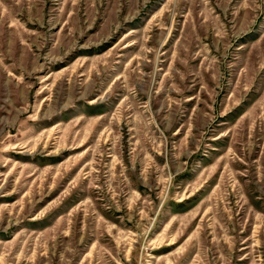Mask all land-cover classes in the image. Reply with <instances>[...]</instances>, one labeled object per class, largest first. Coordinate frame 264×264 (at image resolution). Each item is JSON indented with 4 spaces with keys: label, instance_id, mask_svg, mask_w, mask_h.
I'll return each instance as SVG.
<instances>
[{
    "label": "rangeland",
    "instance_id": "rangeland-1",
    "mask_svg": "<svg viewBox=\"0 0 264 264\" xmlns=\"http://www.w3.org/2000/svg\"><path fill=\"white\" fill-rule=\"evenodd\" d=\"M0 264H264V0H0Z\"/></svg>",
    "mask_w": 264,
    "mask_h": 264
}]
</instances>
